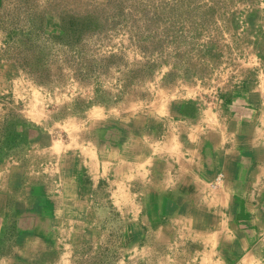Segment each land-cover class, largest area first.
I'll list each match as a JSON object with an SVG mask.
<instances>
[{
    "label": "rangeland",
    "instance_id": "obj_1",
    "mask_svg": "<svg viewBox=\"0 0 264 264\" xmlns=\"http://www.w3.org/2000/svg\"><path fill=\"white\" fill-rule=\"evenodd\" d=\"M248 81L264 91V0H0V159L35 175L58 171L60 150L122 144L145 118ZM136 175L100 185L49 250L20 249L3 229L0 264H264V230L238 239L236 257L226 234L130 200L145 188Z\"/></svg>",
    "mask_w": 264,
    "mask_h": 264
},
{
    "label": "crops",
    "instance_id": "obj_2",
    "mask_svg": "<svg viewBox=\"0 0 264 264\" xmlns=\"http://www.w3.org/2000/svg\"><path fill=\"white\" fill-rule=\"evenodd\" d=\"M254 85L225 86L214 100L193 98L176 111L145 118L138 135L122 144L105 139L75 154L60 150L58 171L35 175L15 166L19 161L7 160L8 166L0 159V233L8 230L3 236L10 238L14 228L20 249L49 250L61 227L73 231V224H82L78 219L100 185L126 189L137 173L146 177L138 184L145 188L130 193V200L154 203L156 219L226 234L238 257V239L254 242L264 230V91ZM33 137L47 153L50 136Z\"/></svg>",
    "mask_w": 264,
    "mask_h": 264
}]
</instances>
